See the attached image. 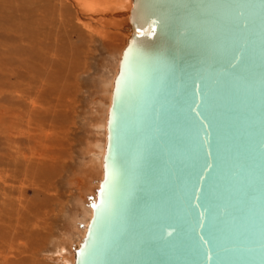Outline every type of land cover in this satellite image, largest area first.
Segmentation results:
<instances>
[{
  "label": "water",
  "instance_id": "water-1",
  "mask_svg": "<svg viewBox=\"0 0 264 264\" xmlns=\"http://www.w3.org/2000/svg\"><path fill=\"white\" fill-rule=\"evenodd\" d=\"M131 2L73 264H264V0Z\"/></svg>",
  "mask_w": 264,
  "mask_h": 264
},
{
  "label": "rangeland",
  "instance_id": "rangeland-1",
  "mask_svg": "<svg viewBox=\"0 0 264 264\" xmlns=\"http://www.w3.org/2000/svg\"><path fill=\"white\" fill-rule=\"evenodd\" d=\"M83 3L0 0V264H73L91 216L130 28Z\"/></svg>",
  "mask_w": 264,
  "mask_h": 264
},
{
  "label": "snow or ice",
  "instance_id": "snow-or-ice-1",
  "mask_svg": "<svg viewBox=\"0 0 264 264\" xmlns=\"http://www.w3.org/2000/svg\"><path fill=\"white\" fill-rule=\"evenodd\" d=\"M229 59L230 61H234V60H238L239 59V53L236 50H233L230 54H229ZM194 102V101H193ZM189 109H191V103H189ZM197 116H199V113H196ZM198 123L196 121L193 122ZM209 123H211V121H209ZM200 127H203V125H199ZM203 143H207V140H205ZM201 147H203V145H201ZM211 155V153L208 152H204L201 159H202V163H199L198 167L194 168L193 170V175H192V183H191V192L188 195V201L189 204H191V200H192V196L199 194V189L197 188V184L201 181L204 180V177L201 175V172H207V170L209 168L212 167V164L209 163L208 157ZM209 179H211V174H209ZM93 207H97V205L93 204ZM202 215V214H200ZM205 227V225L203 224V221L200 219L199 216H197L196 218V224L193 227V231L195 232L196 227ZM214 228L215 225L212 223H209L207 225V233L206 235L208 236V239L205 241L203 237H199L198 241L203 242V243H207V244H211L213 246L212 248V256H209V259L214 258V254H215V249H216V244H215V236H214ZM197 248L202 247V244H200L199 242L196 243ZM204 255H207V253H203Z\"/></svg>",
  "mask_w": 264,
  "mask_h": 264
},
{
  "label": "bare ground",
  "instance_id": "bare-ground-1",
  "mask_svg": "<svg viewBox=\"0 0 264 264\" xmlns=\"http://www.w3.org/2000/svg\"><path fill=\"white\" fill-rule=\"evenodd\" d=\"M84 1V5L94 11L96 10L97 8H100V7H103V8H111V7H115L116 8V13L117 15L119 16H125V20H126V23L128 24L129 26V19H128V16H129V11H130V8H131V5H132V2L131 0H82ZM105 11V10H104ZM118 16V18H119ZM117 17V16H116ZM124 18H121L120 20H123ZM112 82V81H111ZM104 127V126H103ZM106 130V129H104ZM105 132V131H104ZM103 132V133H104ZM100 147L102 148L103 146L100 145ZM105 147V146H104ZM98 149V148H97ZM99 151L101 149H98ZM104 151H105V148L101 150V155L104 154ZM99 156V155H98ZM100 156L98 158H95L94 160H91L93 163L96 161L97 164L99 163V167L103 166V162L100 158ZM99 161V162H98ZM96 166V164L94 165ZM91 192V191H90ZM91 213H92V210H91ZM87 217H91L90 214H88ZM86 227L87 225L85 226L84 228V231H83V234H82V237L84 236V233L86 231ZM80 231V230H79ZM80 234H81V231H80ZM79 234V235H80ZM79 237V236H78ZM74 239V238H73ZM72 237L70 238L69 237V240H67L69 243L73 240ZM78 240V239H77ZM75 240V241H77ZM74 241V240H73ZM79 244V243H78Z\"/></svg>",
  "mask_w": 264,
  "mask_h": 264
}]
</instances>
